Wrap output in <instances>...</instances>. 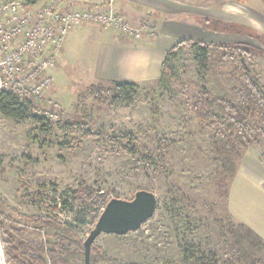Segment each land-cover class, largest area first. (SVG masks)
Wrapping results in <instances>:
<instances>
[{"label":"rangeland","instance_id":"1","mask_svg":"<svg viewBox=\"0 0 264 264\" xmlns=\"http://www.w3.org/2000/svg\"><path fill=\"white\" fill-rule=\"evenodd\" d=\"M47 1L24 6V14L32 15L26 29L33 25L37 9ZM62 8H109L121 13L131 26L139 28L149 22L156 28L154 38L143 33L131 40L134 42L143 36L156 40L159 35L153 18L146 16L139 23H132L113 0H65ZM176 14L203 32H213L210 36L214 41L184 40L213 45L245 43L260 49L259 56L243 58V62L264 92V0H187L181 1ZM108 33L115 36L114 42L124 36L110 30L106 33L91 22L69 31L49 71L51 84L41 96L29 98L33 112L46 117V122L15 120L0 114V222L19 230L30 225L26 216L44 215L70 223L72 230L85 239L93 226H77L70 209L72 192L80 181L106 194L108 201L131 200L138 190H148L157 197L153 217L136 231L97 237L92 248H99L105 257L101 264L264 261L261 248L245 260L243 252L234 248L228 228L231 222L240 223L229 207L232 186H248L251 192L252 188H264V137L258 145L252 143L243 150L228 177L229 172L222 170L220 157L215 153L212 128L198 125L182 97L169 95L158 86L160 75L136 82L139 90L130 102L111 105L106 92L96 93L98 88H109L112 81L100 72L101 51ZM221 53L214 50L210 69L203 71L191 48L177 51L175 61L182 83L176 82L175 89L184 90L190 99H194L199 86L226 97L237 84L235 67L240 61L223 59ZM120 67L113 71L119 69L120 73ZM57 121H68L73 128L50 130L48 122ZM126 132L154 159L159 156L160 146L165 148L163 176L159 170L150 173L141 164L129 163L130 156L120 148L121 134ZM55 233L54 229L31 227L14 234L25 240L36 237L55 242ZM4 239L0 232L1 242ZM66 264H84V260L72 258Z\"/></svg>","mask_w":264,"mask_h":264},{"label":"trees","instance_id":"2","mask_svg":"<svg viewBox=\"0 0 264 264\" xmlns=\"http://www.w3.org/2000/svg\"><path fill=\"white\" fill-rule=\"evenodd\" d=\"M9 1V0H0ZM25 5H34L39 0H24ZM191 48L197 66L203 71L211 67L213 51H221L223 59H237L235 67L237 84L234 85L226 97H219L208 92L205 87H198L194 99L188 97L184 90L175 89V83L181 84L178 78L179 67L176 63L177 51ZM262 52L260 49L245 43L233 45H213L191 40H180L171 47L162 62L160 76L157 79L159 87L164 88L169 95L180 96L185 101L187 110L194 116L198 125L212 128L213 146L215 153L220 157L222 170L232 175L235 163L249 144H259V139L264 137V92L260 89L256 80L249 73L243 58L253 59ZM139 84L131 80H112L107 89L98 88L96 93L106 92L109 95V103L117 105L122 102H130L138 93ZM0 114L15 120L32 119L37 123H44L48 119L40 117L33 112L29 96L21 90L0 89ZM50 130L58 128L68 131L73 128L70 122H48ZM89 134L90 132H83ZM123 141L120 148L130 156V164L143 165L150 173L160 175L165 172L163 154L165 148L160 146L159 156L154 159L144 148L138 146L130 132L121 134ZM108 200L106 194L98 193L84 181L78 183L76 190L72 192L70 209L72 219L77 226H94L95 222L105 207ZM26 219L29 226L19 230H11L0 222V232L4 236L3 249L6 260L13 264H66L72 258L84 260V240L73 230L70 223L60 222L52 217L44 215H28ZM31 227L41 229H54L56 231L55 242H48L40 238L22 239L14 233L22 234ZM93 228V227H92ZM229 233L233 239V245L237 252H243L247 260L258 248L264 250V240L257 236L249 227L242 223H229ZM14 232V233H13ZM239 254V253H238ZM106 259L100 253L99 248H92L90 252V264H101ZM111 264H127L111 261ZM249 264H264L261 260H251Z\"/></svg>","mask_w":264,"mask_h":264},{"label":"built area","instance_id":"3","mask_svg":"<svg viewBox=\"0 0 264 264\" xmlns=\"http://www.w3.org/2000/svg\"><path fill=\"white\" fill-rule=\"evenodd\" d=\"M65 0H48L34 14L33 25L26 29L32 15L24 10V0L0 1V89L21 90L29 98L41 96L52 82L49 71L54 57L71 29L97 24L104 31H115L128 38L143 33L154 38L156 28L149 22L141 27L129 25L121 13L106 8L100 11L79 8L64 10ZM27 63V67L25 64ZM0 264H10L0 240Z\"/></svg>","mask_w":264,"mask_h":264},{"label":"crops","instance_id":"4","mask_svg":"<svg viewBox=\"0 0 264 264\" xmlns=\"http://www.w3.org/2000/svg\"><path fill=\"white\" fill-rule=\"evenodd\" d=\"M113 1L116 8L132 23H139L146 16L153 18L159 35L156 40L143 36L137 42L122 36L115 38L116 41L120 38L119 42H114L115 36L106 34L108 40L102 47L100 72L108 79L138 82L156 78L160 75L167 51L180 40L194 38L204 42L214 41L210 36L212 31L203 32L202 28L193 22L176 17V10L180 9L181 1L187 0ZM116 66H121L120 73L117 72L119 69L113 71ZM232 187L229 207L233 216L264 240V188H250L253 191L251 192L248 186L239 188L240 190L236 184Z\"/></svg>","mask_w":264,"mask_h":264},{"label":"water","instance_id":"5","mask_svg":"<svg viewBox=\"0 0 264 264\" xmlns=\"http://www.w3.org/2000/svg\"><path fill=\"white\" fill-rule=\"evenodd\" d=\"M156 208L157 197L148 190H138L131 200L110 199L84 240V264H90L91 246L97 237L136 231L153 217Z\"/></svg>","mask_w":264,"mask_h":264}]
</instances>
